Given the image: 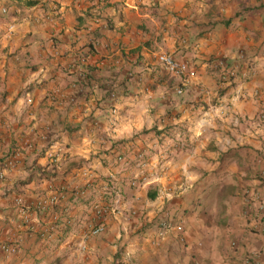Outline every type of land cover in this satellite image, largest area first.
Masks as SVG:
<instances>
[{"label": "crops", "instance_id": "crops-1", "mask_svg": "<svg viewBox=\"0 0 264 264\" xmlns=\"http://www.w3.org/2000/svg\"><path fill=\"white\" fill-rule=\"evenodd\" d=\"M0 175V264H264V0H0Z\"/></svg>", "mask_w": 264, "mask_h": 264}, {"label": "built area", "instance_id": "built-area-1", "mask_svg": "<svg viewBox=\"0 0 264 264\" xmlns=\"http://www.w3.org/2000/svg\"><path fill=\"white\" fill-rule=\"evenodd\" d=\"M157 61L163 67V69L165 71L184 78L183 82L186 84L189 83L192 80V78L195 77L194 72L188 68V65L185 62L175 59L170 54L162 53V54L158 55ZM219 78H220L221 83L230 82L234 78V72L232 70H228V69L225 70L224 69V71H222ZM178 92H179V90H178ZM0 176L2 177V175H0ZM57 198H58L57 195L56 196L54 195L48 201L39 200L36 204V208L41 209V210L45 209L47 202L54 203L57 201ZM16 205L18 207H20L19 211L22 214V218H23V222H24L23 225L28 229H30V228L32 229V227L29 225L30 224L29 217L27 214H25L26 211H24L23 208L21 207V205H22L21 199L16 200ZM94 210H95V213L98 217H103L106 214L105 208L95 206ZM176 230H178V231L181 230V226L177 225ZM101 231H102V225L99 224L96 227H93L90 230V233L91 234H97ZM16 248H17V242L16 241H9L8 243H6V242L0 243V250H2V251L13 252L16 250Z\"/></svg>", "mask_w": 264, "mask_h": 264}]
</instances>
